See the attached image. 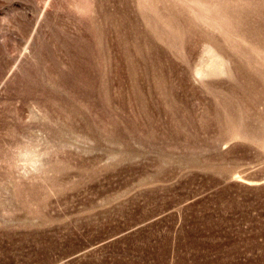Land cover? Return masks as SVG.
<instances>
[{
  "label": "rangeland",
  "instance_id": "obj_1",
  "mask_svg": "<svg viewBox=\"0 0 264 264\" xmlns=\"http://www.w3.org/2000/svg\"><path fill=\"white\" fill-rule=\"evenodd\" d=\"M0 264H264V0H0Z\"/></svg>",
  "mask_w": 264,
  "mask_h": 264
},
{
  "label": "bare ground",
  "instance_id": "obj_2",
  "mask_svg": "<svg viewBox=\"0 0 264 264\" xmlns=\"http://www.w3.org/2000/svg\"><path fill=\"white\" fill-rule=\"evenodd\" d=\"M213 63H214V66L216 67V68H223V61L222 60H220L219 58H217V57H214L213 58ZM243 121H241V123H242ZM231 123V122H230ZM231 124H233V123H231ZM244 124V123H243ZM238 125V124H237ZM242 125V124H241ZM232 126H235V125H232ZM236 128H238L239 129V126H235ZM241 128V127H240ZM242 129H243V131H244V129L245 128H243V125H242ZM233 130H235V129H233ZM237 130V129H236ZM246 130V129H245ZM242 131V132H243ZM237 132V131H236ZM246 132V131H245ZM244 132V133H245ZM29 157H30V159L31 160H33L34 158H35V155H33V154H30L29 155Z\"/></svg>",
  "mask_w": 264,
  "mask_h": 264
}]
</instances>
